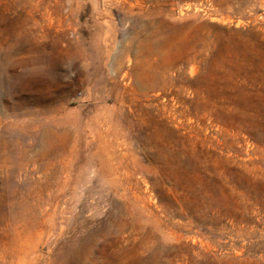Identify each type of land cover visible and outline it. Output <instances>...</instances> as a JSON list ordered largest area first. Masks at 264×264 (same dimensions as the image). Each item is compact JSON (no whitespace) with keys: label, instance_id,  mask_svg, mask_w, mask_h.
Segmentation results:
<instances>
[{"label":"rangeland","instance_id":"1","mask_svg":"<svg viewBox=\"0 0 264 264\" xmlns=\"http://www.w3.org/2000/svg\"><path fill=\"white\" fill-rule=\"evenodd\" d=\"M0 264H264V0H0Z\"/></svg>","mask_w":264,"mask_h":264}]
</instances>
